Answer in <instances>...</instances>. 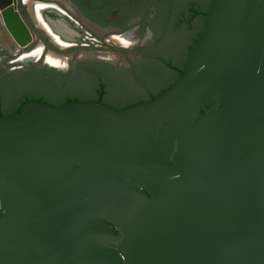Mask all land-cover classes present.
Listing matches in <instances>:
<instances>
[{"label": "water", "instance_id": "1", "mask_svg": "<svg viewBox=\"0 0 264 264\" xmlns=\"http://www.w3.org/2000/svg\"><path fill=\"white\" fill-rule=\"evenodd\" d=\"M16 0L0 22L31 41ZM151 102L0 117V264H264V0H212Z\"/></svg>", "mask_w": 264, "mask_h": 264}, {"label": "flooded vegetation", "instance_id": "2", "mask_svg": "<svg viewBox=\"0 0 264 264\" xmlns=\"http://www.w3.org/2000/svg\"><path fill=\"white\" fill-rule=\"evenodd\" d=\"M211 2L16 0V12L31 41L19 48L0 22V117H19L27 102L54 106L69 99L94 102L99 98L122 108L152 101L173 85L186 65L189 47L203 31ZM192 10L195 15L187 27L182 22ZM168 26L187 35L177 49L175 37L171 39L164 30ZM136 35H143L148 45L140 44ZM106 36H115L122 45L107 44ZM50 37L67 48L59 49ZM98 48L115 58L77 57L79 51ZM65 55L70 57L62 62Z\"/></svg>", "mask_w": 264, "mask_h": 264}, {"label": "rangeland", "instance_id": "3", "mask_svg": "<svg viewBox=\"0 0 264 264\" xmlns=\"http://www.w3.org/2000/svg\"><path fill=\"white\" fill-rule=\"evenodd\" d=\"M68 8H69V6H67ZM70 9V8H69ZM31 10V9H30ZM167 28V29H166ZM164 30H167V32L169 33V36H170V38L172 39V38H174L175 37V40L177 41V45H176V49H177V47H178V44H179V41H181V39H182V41L184 40V38L187 36V35H185L186 33H185V30H183V29H178V30H175V29H173L172 27H165L164 28ZM139 37V38H138ZM183 37V38H182ZM135 38H137V39H139V43L140 44H144L145 43V45L144 46H146V45H148V41L146 40V39H144L143 38V35H136L135 36ZM143 38V39H142ZM50 40L54 43V45L55 46H57L59 49H63V48H67V47H65V46H60V44L59 43H56L55 41H53V39H51V37H50ZM104 42H106L107 44H109V45H111V44H113L114 46L115 45H122L121 43V41L120 40H117V38H115V36H106V37H104ZM102 45V44H101ZM98 49H100V50H96V51H93V52H89V53H84V52H82V51H79L78 52V54H77V57H82V58H95V59H101V60H103V61H108L109 59H114L115 58V55H110V54H108V53H106L105 52V50L104 49H102V48H98ZM50 55V54H49ZM70 56L69 55H65V56H62V62H66V59L67 58H69ZM116 60V59H115ZM75 88V87H74ZM74 88H72V90L74 89ZM84 88L85 87H82V88H80V89H82V90H84ZM79 89V90H80ZM115 104H117V105H120V103L119 102H115Z\"/></svg>", "mask_w": 264, "mask_h": 264}, {"label": "trees", "instance_id": "4", "mask_svg": "<svg viewBox=\"0 0 264 264\" xmlns=\"http://www.w3.org/2000/svg\"><path fill=\"white\" fill-rule=\"evenodd\" d=\"M192 12H193V13H190L189 16L187 17V19H186L185 21L182 22L183 25H186L187 27H189V25H190V19L192 18L193 15H195L194 10H192ZM202 30H203V29H202ZM201 33H202V32H201ZM201 33H200V34H201ZM197 39H198V38H197ZM197 39H195V41H194L195 43L197 42ZM195 43H194V44H195ZM194 44H193V45H194ZM193 45H192V46H193ZM192 46H191V47H192ZM191 47H189L187 59H188V57H189V52H190ZM184 67H185V66H184ZM183 70H184V68H182V69L179 70V76H178L177 79L174 81L173 85L176 84V83L178 82L179 78H180L181 75L183 74ZM173 85H172V86H173ZM172 86H171V87H172ZM171 87H170V88H171ZM170 88H169V89H170ZM102 92H103V91H100V93H102ZM157 97H158V96H157ZM157 97H156V98H157ZM153 100H154V99H153ZM153 100H152V101H153ZM71 102H84V101H80V100H79V101H78V100L75 101V99H69V100H67V101H65V102H63V103H59V104H57V105L55 104L54 106H55V107H62V106L66 105V104H68V103H71ZM150 102H151V101H150ZM94 103L102 104V105L108 106V105H107L108 103H106V102H102V100H100L99 98H97L96 100H94ZM120 105H124V104H123V103H120ZM137 105H138V103H135V104H132V105H128V106H125V107H122V108H117V107L114 108V107H111V105L108 106V107L120 111V110H124V109H126V108L133 107V106H137ZM50 106H51V105H50ZM4 118H6V117H4ZM17 118H19V117H16L15 119H17Z\"/></svg>", "mask_w": 264, "mask_h": 264}, {"label": "bare ground", "instance_id": "5", "mask_svg": "<svg viewBox=\"0 0 264 264\" xmlns=\"http://www.w3.org/2000/svg\"><path fill=\"white\" fill-rule=\"evenodd\" d=\"M49 59H50V60H53V62L56 61L55 59H52V58H49Z\"/></svg>", "mask_w": 264, "mask_h": 264}]
</instances>
